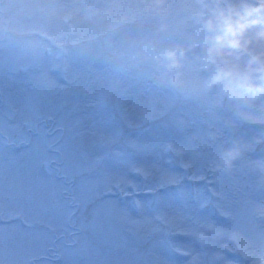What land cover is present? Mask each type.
Segmentation results:
<instances>
[{
    "label": "rangeland",
    "instance_id": "1",
    "mask_svg": "<svg viewBox=\"0 0 264 264\" xmlns=\"http://www.w3.org/2000/svg\"><path fill=\"white\" fill-rule=\"evenodd\" d=\"M30 4L0 0V264H264V100L240 106L199 87L195 20L177 7L115 35L116 48L143 38L134 62L83 46L60 63ZM154 44L192 48L186 83L160 77ZM48 117L52 154L5 146Z\"/></svg>",
    "mask_w": 264,
    "mask_h": 264
},
{
    "label": "clouds",
    "instance_id": "2",
    "mask_svg": "<svg viewBox=\"0 0 264 264\" xmlns=\"http://www.w3.org/2000/svg\"><path fill=\"white\" fill-rule=\"evenodd\" d=\"M179 7L194 19L200 37L196 54L198 85L240 106L264 100V0H31L35 29L47 32L58 47L94 46L124 62L142 55L143 38L127 48L111 47L112 38L139 25L171 16ZM192 48L152 45L151 59L162 79L183 85L191 75ZM237 145L226 152L223 165L240 154Z\"/></svg>",
    "mask_w": 264,
    "mask_h": 264
},
{
    "label": "flooded vegetation",
    "instance_id": "3",
    "mask_svg": "<svg viewBox=\"0 0 264 264\" xmlns=\"http://www.w3.org/2000/svg\"><path fill=\"white\" fill-rule=\"evenodd\" d=\"M50 55H52V52L50 50H48L46 56H50ZM96 81H98V82H96V84H97V89H99V85L101 84V81L99 79H96ZM111 92L112 93L106 94L105 98L103 96L101 101H103L105 99L104 108L106 111H108L109 113L112 114L113 119H112L111 124H113V125H115V127H117L119 124V121H118L119 119H118V112H117L116 106H115V102L117 101L116 100L117 94L116 93L113 94V92H116L115 88H112ZM44 119H45V117L38 116V121L41 124L44 123ZM53 119L54 118L48 117V129L46 131H43V129H41L43 127L38 128V130L36 127V130L34 133H32V129L30 128V126L25 127V124H27V123H25L23 129H24V131L30 132V133H28L30 135V137L26 138V136L23 133H17L15 135V143H16L15 145L11 144V142L9 140H6L5 138H3L5 146L8 149H16L19 151H22V150L27 149V148H31V149H33V151H35V153L42 154V155L43 154H46V155L52 154L58 146V141H56V135H55L56 132H54L51 129L52 128L51 123L53 124ZM113 122H115V124ZM41 134L43 135V137L45 135L46 139H45V141L39 143V141H37L36 139H39ZM34 140L36 141L35 143L33 142ZM76 149H77V151H79V147L78 148L76 147ZM104 150H105V152L108 151L107 148ZM108 152H107L106 158L109 157ZM79 155H80V158L83 156L82 153ZM41 172H43V175H46L43 177L49 178V175H50L49 165L46 163H43ZM38 175L40 177V171L39 170H38ZM82 177H84V175L79 176V178H82Z\"/></svg>",
    "mask_w": 264,
    "mask_h": 264
}]
</instances>
